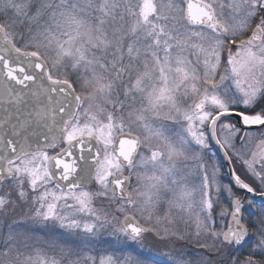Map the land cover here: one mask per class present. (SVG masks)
<instances>
[{"label": "snow or ice", "instance_id": "1", "mask_svg": "<svg viewBox=\"0 0 264 264\" xmlns=\"http://www.w3.org/2000/svg\"><path fill=\"white\" fill-rule=\"evenodd\" d=\"M0 264H264V0H0Z\"/></svg>", "mask_w": 264, "mask_h": 264}]
</instances>
